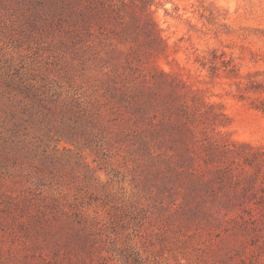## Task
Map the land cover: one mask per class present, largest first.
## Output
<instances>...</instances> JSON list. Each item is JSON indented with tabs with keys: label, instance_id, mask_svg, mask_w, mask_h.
Instances as JSON below:
<instances>
[{
	"label": "rangeland",
	"instance_id": "obj_1",
	"mask_svg": "<svg viewBox=\"0 0 264 264\" xmlns=\"http://www.w3.org/2000/svg\"><path fill=\"white\" fill-rule=\"evenodd\" d=\"M160 71L178 88L148 81ZM263 102L264 0H151L145 11L141 0H0V252L11 245L3 230L82 220L113 264L150 243L145 264H196L195 247L212 242L222 264L264 262L263 237L196 217L180 185L187 168L166 159L203 165L215 142L232 149L223 166L254 172L237 152L264 150ZM179 115L193 133L171 126ZM143 139L164 154L150 156ZM248 184L228 188L248 204Z\"/></svg>",
	"mask_w": 264,
	"mask_h": 264
},
{
	"label": "trees",
	"instance_id": "obj_2",
	"mask_svg": "<svg viewBox=\"0 0 264 264\" xmlns=\"http://www.w3.org/2000/svg\"><path fill=\"white\" fill-rule=\"evenodd\" d=\"M141 3L143 11H145L148 5L151 4V0H141ZM114 4L111 3V6L113 7ZM113 11H116L115 6ZM120 11H118L119 15L121 14ZM144 26L150 37L161 41L156 24L151 17H145ZM159 73L160 78L151 73V78L148 81L160 87L168 85L173 89L178 88V84L174 80L170 81L167 78L169 77L168 73L164 71ZM147 88H150V86L146 87L144 84L137 87L136 94L143 96L149 92ZM174 95L177 98L178 94ZM185 107L188 108V106ZM261 108L264 110V102ZM182 112L184 114L188 113L186 109H183ZM171 126L179 128L184 135L193 133V128L183 120V115H179ZM182 140L184 143L186 142L185 137H182ZM142 145L150 156H162L164 154L161 152L153 155L156 150H153L154 147L148 140L143 139ZM186 146L188 149L189 145ZM246 148L247 151L237 152V154H242L244 159L243 169L249 166L254 169V172L249 174V171L244 170L248 174L241 179L239 178L240 175L236 174L232 168L223 166L224 163L227 165L224 158L232 149L226 147L225 150H220L219 145L215 142H210L209 145L203 148L204 156L201 157L203 165H196L192 161L185 164L184 161L187 158L182 162L173 161L174 163L170 161V158H166L169 161L167 168L172 169L173 172H176V169L178 172L179 167L187 168V178L179 175L181 177L179 178L181 180L180 185L186 188L184 195L186 198L188 197V202H192L191 196L198 200V215L196 217L200 221L205 220L207 225L227 223V225H231L232 232L230 236H234V238H237L242 230L253 231L255 240H257L256 237L258 236L264 238V178L259 188H256L262 191V195H259L256 189L250 195H248V192L251 186L256 187L260 175L263 174L264 176L262 169L264 150L262 148L254 149L249 144L246 145ZM189 159L192 160V158ZM236 176H238V180H235ZM179 179L177 182H180ZM246 179H248L249 184L242 187L240 191L244 198L248 199V204H245L246 199L240 200L241 197L237 193L239 188L236 187L234 191L228 188V185L234 183L238 185ZM215 186L217 189L222 190V194L216 190ZM251 201L252 203H250ZM71 225L74 226L71 227ZM3 231L9 233L11 245L6 251L0 252V264H113L114 258L110 254V248L106 246L101 233L96 232L93 227L82 222V220L77 221V223L57 225L56 227H53L47 221L38 220L34 225L21 224V230L19 231L15 228ZM153 245V243H150L149 246H146L144 249L145 257L140 250L122 249L119 254L123 264H145L154 253L150 247ZM218 247L219 244L216 245L213 242L207 245L206 248L195 247L196 264H217L218 262L222 264L224 260L220 259V255H218ZM257 247L258 249L264 248V239L262 244H257ZM258 255L260 256L257 258L258 263H264L262 262L263 255L260 253ZM154 264H170V262L156 260ZM234 264L251 263H247L245 259L240 258L239 262Z\"/></svg>",
	"mask_w": 264,
	"mask_h": 264
}]
</instances>
